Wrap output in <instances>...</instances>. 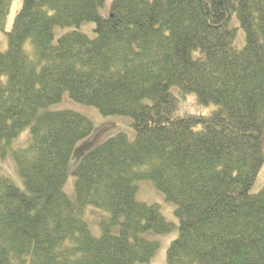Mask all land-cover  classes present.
Segmentation results:
<instances>
[{
	"label": "trees",
	"instance_id": "1",
	"mask_svg": "<svg viewBox=\"0 0 264 264\" xmlns=\"http://www.w3.org/2000/svg\"><path fill=\"white\" fill-rule=\"evenodd\" d=\"M13 0H0L4 31ZM22 0L0 52V264H146L173 225L135 199L149 181L175 207L167 264H264V0ZM235 16L245 34L236 49ZM94 23L95 37L56 27ZM30 43L31 52L25 50ZM195 54V55H194ZM193 93L209 115L180 113ZM64 94L103 116L132 120L78 158L74 200L63 192L85 116L48 111ZM22 148L12 146L24 131ZM107 217L92 235L87 207ZM118 227V233L112 229Z\"/></svg>",
	"mask_w": 264,
	"mask_h": 264
},
{
	"label": "rangeland",
	"instance_id": "2",
	"mask_svg": "<svg viewBox=\"0 0 264 264\" xmlns=\"http://www.w3.org/2000/svg\"><path fill=\"white\" fill-rule=\"evenodd\" d=\"M113 0H105L103 7L99 10V14L102 17L109 15L110 7ZM22 0H13L10 8L9 15L7 17L6 26L4 31H0V52L7 50V33L12 29L13 21L20 10ZM229 26L236 30V36L233 42V46L236 49H241L245 43V34L239 27L238 21L233 16L230 19ZM94 23L85 22L79 26L71 27H56L53 31L54 40L57 41L63 34L70 31H78L86 34L90 38L95 37ZM25 50L31 52L30 43L25 44ZM195 55V54H194ZM179 100V112L191 113L200 115H209L216 109L214 104L201 105L198 103L197 97L193 93L182 95L178 88L172 87L170 91ZM69 110L77 112L86 118H88L93 124L92 132L83 140H81L75 146L71 159L69 162V175L65 182L63 192L72 201L74 200V177L72 171L75 169L78 162V158L87 152V149H93L96 146L102 144L110 137L117 133H125L129 140H133L135 133L131 127L132 120L124 116H103L96 108L91 106L82 105L72 101L67 94H64L61 101L49 107L48 111H62ZM29 139V131L22 132L12 143L13 147L22 148L26 145ZM0 175L10 179L17 187H22V181L17 173L16 166L12 156L9 154L4 159H0ZM137 192L135 199L138 202L146 203L149 205H157L160 209L162 216L165 220L173 225L171 232L168 234H157L154 232H146L140 236L148 241H155L159 243V248L151 260L146 264H167L166 251L170 243L176 239L178 235V219L174 214L175 207L172 203L166 201L162 193L157 191L149 181L138 182ZM264 187V163L259 171L257 179L254 185L250 188V192L258 193ZM107 217V213L101 209L94 207H87L84 213V220L88 224V227L93 236L99 237L101 234L98 222ZM113 234L118 233V227L112 229Z\"/></svg>",
	"mask_w": 264,
	"mask_h": 264
}]
</instances>
